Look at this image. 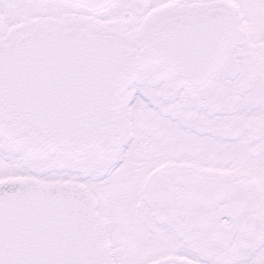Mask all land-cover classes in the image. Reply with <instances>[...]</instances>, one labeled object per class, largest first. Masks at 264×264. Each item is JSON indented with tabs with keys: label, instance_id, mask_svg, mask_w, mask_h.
<instances>
[{
	"label": "snow or ice",
	"instance_id": "snow-or-ice-1",
	"mask_svg": "<svg viewBox=\"0 0 264 264\" xmlns=\"http://www.w3.org/2000/svg\"><path fill=\"white\" fill-rule=\"evenodd\" d=\"M0 264H264V0H0Z\"/></svg>",
	"mask_w": 264,
	"mask_h": 264
}]
</instances>
